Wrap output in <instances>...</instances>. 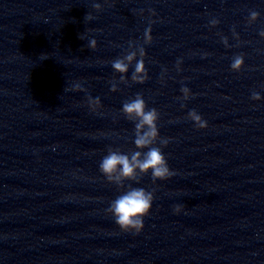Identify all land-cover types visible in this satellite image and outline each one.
<instances>
[{
    "label": "clouds",
    "instance_id": "9594fccd",
    "mask_svg": "<svg viewBox=\"0 0 264 264\" xmlns=\"http://www.w3.org/2000/svg\"><path fill=\"white\" fill-rule=\"evenodd\" d=\"M93 8L96 11L102 10L100 3H94ZM260 13L251 10L248 16V22H255ZM87 20H92L93 16L87 14ZM210 26L215 27L219 20H210ZM233 35L238 39V34L233 31ZM264 37V31L259 33ZM82 39V37H80ZM222 42L226 47L229 46L226 37H222ZM151 28L146 29L144 33V42L151 43ZM97 41L91 39L88 47L95 49ZM145 49L142 46H136L132 42L129 43V50L122 56L117 57L111 62V67L115 73L119 75V83L127 84L126 75L130 65L135 61L134 71L131 75V81L135 83H144L148 79L147 69L144 63ZM139 57V59H137ZM47 56L44 58L46 59ZM244 56L238 54L233 57L230 65L231 70L239 72L244 67ZM179 66V62L178 65ZM74 89H81L80 84L74 85ZM111 91H118L117 82H112ZM182 99L188 100L192 93L188 87H182ZM251 99L259 101L261 95L253 92ZM89 106L95 110L96 106H100L99 98L93 99L88 97ZM125 118L134 124V150L124 153L118 148L109 147L106 155H104L99 163V171L110 184H114L117 188L124 189L125 182L139 183L141 177L151 173L153 183L156 181H164L172 177L175 173L170 169L167 158L163 152V148L169 144V138L162 137L159 132L158 121L160 113L155 108H149L143 95L137 93L134 98L123 102L121 108ZM187 118L194 122L195 127L204 129L208 127L207 121L195 110L188 112ZM146 150V151H145ZM154 200V190L148 191L143 187H133L131 183L127 184V188L120 195L110 202L109 207L105 210L111 215L115 224L123 232L140 233L144 228V217H146L152 208ZM174 211L179 213L182 211L180 205L175 206Z\"/></svg>",
    "mask_w": 264,
    "mask_h": 264
}]
</instances>
